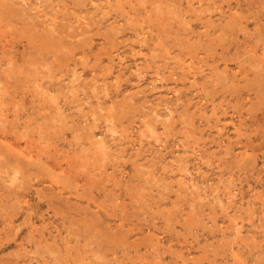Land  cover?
<instances>
[{"label":"rangeland","instance_id":"374dc122","mask_svg":"<svg viewBox=\"0 0 264 264\" xmlns=\"http://www.w3.org/2000/svg\"><path fill=\"white\" fill-rule=\"evenodd\" d=\"M0 264H264V0H0Z\"/></svg>","mask_w":264,"mask_h":264},{"label":"bare ground","instance_id":"6f19581e","mask_svg":"<svg viewBox=\"0 0 264 264\" xmlns=\"http://www.w3.org/2000/svg\"><path fill=\"white\" fill-rule=\"evenodd\" d=\"M74 25V24H73ZM8 43V42H7ZM28 60V59H27ZM49 60V59H48ZM13 67V66H12ZM14 77V76H13ZM26 80V79H25ZM5 82V81H4ZM2 83V82H1ZM13 89V88H12ZM29 90V89H28ZM48 108V107H47ZM45 110V109H44ZM49 118V117H48ZM47 118V119H48ZM27 128V127H26ZM34 146V145H33ZM22 150V149H21ZM43 152V151H42ZM19 153V152H18Z\"/></svg>","mask_w":264,"mask_h":264}]
</instances>
